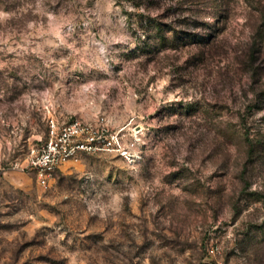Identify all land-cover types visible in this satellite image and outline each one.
Returning a JSON list of instances; mask_svg holds the SVG:
<instances>
[{
	"label": "rangeland",
	"instance_id": "374dc122",
	"mask_svg": "<svg viewBox=\"0 0 264 264\" xmlns=\"http://www.w3.org/2000/svg\"><path fill=\"white\" fill-rule=\"evenodd\" d=\"M0 264H264V0H0Z\"/></svg>",
	"mask_w": 264,
	"mask_h": 264
},
{
	"label": "built area",
	"instance_id": "2783aa9c",
	"mask_svg": "<svg viewBox=\"0 0 264 264\" xmlns=\"http://www.w3.org/2000/svg\"><path fill=\"white\" fill-rule=\"evenodd\" d=\"M106 131L105 128H95L78 118L60 123L51 117L46 139L29 147L25 167L34 172L38 182L48 184L56 170L67 161L78 159L84 152L127 153L120 135Z\"/></svg>",
	"mask_w": 264,
	"mask_h": 264
}]
</instances>
